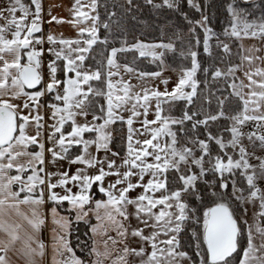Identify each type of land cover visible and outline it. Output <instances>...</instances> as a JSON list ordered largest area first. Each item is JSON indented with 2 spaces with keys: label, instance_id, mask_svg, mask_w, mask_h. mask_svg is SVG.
I'll return each instance as SVG.
<instances>
[{
  "label": "snow or ice",
  "instance_id": "6c2138e0",
  "mask_svg": "<svg viewBox=\"0 0 264 264\" xmlns=\"http://www.w3.org/2000/svg\"><path fill=\"white\" fill-rule=\"evenodd\" d=\"M143 6L176 12L191 39L178 28L169 42H130L115 9L135 20L138 0L112 10L103 0H74L68 21L49 7L47 23H70L76 38L44 33L42 0H0V264H264V0H219V33L208 0L203 8L199 0ZM176 41L190 66L169 89L164 57ZM200 55L213 63L203 66ZM146 57L160 70H138ZM221 82L227 87L213 90ZM213 96L215 112L194 106L197 98L211 106ZM231 98L238 103L226 111ZM124 126L121 155L112 145ZM60 161L69 169H48Z\"/></svg>",
  "mask_w": 264,
  "mask_h": 264
},
{
  "label": "trees",
  "instance_id": "16d2710c",
  "mask_svg": "<svg viewBox=\"0 0 264 264\" xmlns=\"http://www.w3.org/2000/svg\"><path fill=\"white\" fill-rule=\"evenodd\" d=\"M22 2L25 5H31V0H22ZM103 2H107L109 4V10H112L111 6L113 3L121 4L123 3V0H103ZM139 3H141L142 7L139 11H134L133 15L136 16V19L133 20L131 16L126 15L123 13V10L117 7L115 10L117 11V16L122 17L121 18V25L127 30L128 32V39L130 42H134V37L139 36L141 40L144 42H169L170 40H175V31L179 28L182 31V35L184 36L185 42L191 37L187 34L188 30V25L183 21V19L174 11L169 10L167 8H161L158 10L151 9L150 6H143V0H138ZM156 2H161V0H156ZM201 3V6L203 8L205 0H199ZM33 7V6H32ZM102 15L104 10L100 9ZM184 11L189 13V16L192 17L193 19H199L200 14L196 13L194 10H191L187 7V4L185 2L184 5ZM215 11L216 15L215 18H213V12ZM206 14L210 18V26L213 27L214 31L220 32L222 30V16L223 13L219 8V0H208V7ZM104 19H107L106 16H103ZM115 19V18H114ZM198 33L201 36V40L203 38V33L200 32L199 29H197ZM113 32L117 38H122L123 33L120 32L116 26H113ZM101 35H104L103 29L101 30ZM223 39V37H221ZM194 42V41H193ZM213 45L215 44V40L212 41ZM233 52L236 51L238 44L236 42H230ZM118 46V45H117ZM182 45L179 41H176V49L177 51L175 53H165V63L167 65H170L169 70H172L173 68L176 70H180L181 65L184 67L190 66V58L188 60H185L179 56V51L181 49ZM186 50V49H185ZM200 51L202 52V46L200 48ZM213 54L215 57H220L223 55L222 51L219 49H216L213 47ZM137 56L138 54L134 53H129L127 54L129 60L132 59L133 56ZM198 59L202 62L203 66H207L210 63H213V61L204 56L200 55ZM234 62L239 63L238 58L233 57ZM123 62V61H122ZM62 63V62H61ZM159 62L153 63L151 61L150 57L146 58H138L137 63L135 67L140 70V71H157L160 70L158 68ZM216 66L224 68L225 64H221L219 60L217 59L215 61ZM58 75H62L58 73ZM200 79H203L202 74H198ZM203 87V85H201ZM217 87H224L226 88L227 86L224 85L222 82L221 84H213L212 88L215 90ZM230 91V89H228ZM217 95H220V93H217ZM49 100V97L46 96V101ZM182 103V102H180ZM238 103L235 101V98H231L228 102H226V111H230L231 105ZM203 105L205 108H210L211 111L215 112L216 111V99L215 96L212 97V104L211 106L207 105L202 98H197L196 100V105L194 106H200ZM165 108H167V105H164ZM166 114V113H165ZM175 116L181 115L179 107L172 113ZM219 124H226V121H219ZM118 127V126H114ZM213 132L216 131V127L213 126ZM203 132V129L200 130ZM88 136L89 134H85ZM124 138V141L126 142V126L123 127V131L118 132L116 134V139L114 144L112 145L113 149L121 151V155H123V149H121L120 144H121V138ZM79 151L77 147H73L71 149L72 154H75ZM84 231L83 225H81V232ZM84 239V237H81ZM184 242H187V238L185 237ZM73 246H75V239L73 237ZM77 255H80V252L77 250Z\"/></svg>",
  "mask_w": 264,
  "mask_h": 264
},
{
  "label": "crops",
  "instance_id": "0c3cea01",
  "mask_svg": "<svg viewBox=\"0 0 264 264\" xmlns=\"http://www.w3.org/2000/svg\"><path fill=\"white\" fill-rule=\"evenodd\" d=\"M42 2L44 4V9H45V12H44L45 23L43 25L44 33L47 34L49 31H51L54 35H57V36L63 34L65 38H76L77 36L76 30L72 27L70 23L56 24L54 21L52 22L51 25L47 23V21L50 19V17L47 15V11L49 7H51L52 15L57 16L58 18L65 20V21L73 19V16L69 12V9L72 7L74 0H42ZM33 9H34V6H33ZM244 43H245V46H250L254 43L257 44L258 46H261L259 41H254V40H245ZM46 44L47 43H45L44 45L45 49L49 47V46L47 47ZM49 59H51V57L48 55L46 51L43 57L45 67ZM44 74H45V68H44ZM45 80H47L46 77H45ZM29 91H33V90H29ZM43 100L46 102V97H44ZM30 131L32 130L30 129ZM43 238L45 239L46 242L48 241L49 232L47 230H45L43 234ZM45 264H49L48 257H46Z\"/></svg>",
  "mask_w": 264,
  "mask_h": 264
},
{
  "label": "rangeland",
  "instance_id": "374dc122",
  "mask_svg": "<svg viewBox=\"0 0 264 264\" xmlns=\"http://www.w3.org/2000/svg\"><path fill=\"white\" fill-rule=\"evenodd\" d=\"M21 15V13H17V17H19ZM4 22L3 21H0V24H3ZM146 43H148V42H146ZM156 43H159V42H156ZM46 46L48 47V45L46 44ZM159 51V50H158ZM50 60V59H49ZM178 73H179V70H176V71H172V70H169V69H166V70H164V72H163V75H164V77H167V78H169L170 79V83H169V85H168V87H169V89H171L173 86H174V82L178 79ZM237 75L238 76H241L242 77V73H237ZM45 77L47 78V68L45 67ZM126 79H127V77H126ZM239 81H237V83H238ZM132 83L133 84H136L137 83V80L136 79H132ZM148 84L150 85V86H155V85H157V84H159V80H156V81H148ZM163 85L162 84H159V89L161 90V91H163ZM47 102V101H46ZM153 110H154V102H153ZM44 115H45V122H46V125L47 124H50V123H52V121L51 120H49V115H50V113L47 111V110H44ZM127 115V114H126ZM153 117H152V115H149V117H148V119H152ZM89 119H91V117H89ZM82 122V121H81ZM135 127H139V124H136V125H134ZM65 130L67 131L68 130V125H66L65 126ZM246 130H248V129H246ZM90 135V134H89ZM88 135V136H89ZM88 136H86L85 135V137L86 138H88ZM141 139H143V137H140ZM48 145H47V143H46V147H47ZM29 150L31 151V150H33L32 148H29ZM114 150V149H113ZM93 151H94V149H93ZM115 151V150H114ZM99 155H101V156H103V152H101ZM120 161L119 160H117V163H119ZM77 167H81V166H79V165H72L71 166V169H70V172H75V170H76V168ZM57 168H59L61 171H63V170H68L69 169V166H68V164H67V162H65V161H60V162H58V164L55 166V167H53L52 165H48V169L50 170V171H56L57 170ZM91 171V170H90ZM109 179H112V178H109ZM57 191H60L59 189H57ZM137 191H139V190H137Z\"/></svg>",
  "mask_w": 264,
  "mask_h": 264
},
{
  "label": "water",
  "instance_id": "95a60500",
  "mask_svg": "<svg viewBox=\"0 0 264 264\" xmlns=\"http://www.w3.org/2000/svg\"><path fill=\"white\" fill-rule=\"evenodd\" d=\"M40 33H37V34H35V35H39Z\"/></svg>",
  "mask_w": 264,
  "mask_h": 264
}]
</instances>
